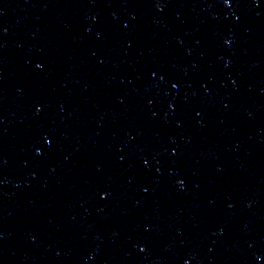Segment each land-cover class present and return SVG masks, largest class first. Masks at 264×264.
Returning a JSON list of instances; mask_svg holds the SVG:
<instances>
[{
	"label": "water",
	"instance_id": "1",
	"mask_svg": "<svg viewBox=\"0 0 264 264\" xmlns=\"http://www.w3.org/2000/svg\"><path fill=\"white\" fill-rule=\"evenodd\" d=\"M0 264H264V0H0Z\"/></svg>",
	"mask_w": 264,
	"mask_h": 264
},
{
	"label": "snow or ice",
	"instance_id": "2",
	"mask_svg": "<svg viewBox=\"0 0 264 264\" xmlns=\"http://www.w3.org/2000/svg\"><path fill=\"white\" fill-rule=\"evenodd\" d=\"M224 2H225L226 4H228V3H230V0H224Z\"/></svg>",
	"mask_w": 264,
	"mask_h": 264
}]
</instances>
